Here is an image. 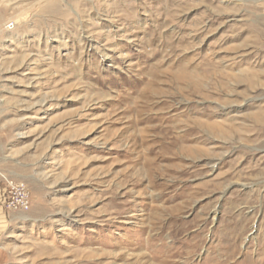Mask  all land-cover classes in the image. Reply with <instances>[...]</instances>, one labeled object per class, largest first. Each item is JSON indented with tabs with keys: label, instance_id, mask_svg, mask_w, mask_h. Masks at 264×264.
<instances>
[{
	"label": "rangeland",
	"instance_id": "374dc122",
	"mask_svg": "<svg viewBox=\"0 0 264 264\" xmlns=\"http://www.w3.org/2000/svg\"><path fill=\"white\" fill-rule=\"evenodd\" d=\"M0 264H264V0H0Z\"/></svg>",
	"mask_w": 264,
	"mask_h": 264
},
{
	"label": "built area",
	"instance_id": "2783aa9c",
	"mask_svg": "<svg viewBox=\"0 0 264 264\" xmlns=\"http://www.w3.org/2000/svg\"><path fill=\"white\" fill-rule=\"evenodd\" d=\"M30 193L23 183L3 177L0 191V206L10 212H27L30 208Z\"/></svg>",
	"mask_w": 264,
	"mask_h": 264
}]
</instances>
